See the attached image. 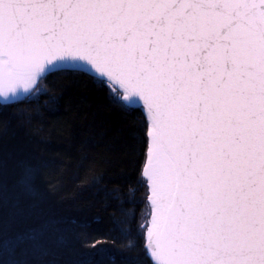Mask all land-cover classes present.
<instances>
[{
	"label": "snow or ice",
	"instance_id": "6c2138e0",
	"mask_svg": "<svg viewBox=\"0 0 264 264\" xmlns=\"http://www.w3.org/2000/svg\"><path fill=\"white\" fill-rule=\"evenodd\" d=\"M57 74L118 106L83 159L105 211L143 189L141 250L88 258L41 186ZM0 264H264V0H0Z\"/></svg>",
	"mask_w": 264,
	"mask_h": 264
},
{
	"label": "trees",
	"instance_id": "16d2710c",
	"mask_svg": "<svg viewBox=\"0 0 264 264\" xmlns=\"http://www.w3.org/2000/svg\"><path fill=\"white\" fill-rule=\"evenodd\" d=\"M45 83L48 95L39 98L43 116L37 115L34 123L45 141L40 144L46 163L41 186L50 202L61 210L66 222L83 225L77 228L76 245L88 258L99 262L102 254L117 253L129 239L141 250L145 243L138 229L143 210L141 191L134 197L125 196L135 201L123 205L127 216L117 201H109L112 206L105 211L106 192L119 186L126 193L123 178L114 166L97 163L95 172L100 179L96 181L89 174L92 160L83 159L102 154L101 134L112 125L118 106L84 75L57 74ZM51 96L59 97L56 111L44 106ZM69 126L70 133L66 130Z\"/></svg>",
	"mask_w": 264,
	"mask_h": 264
},
{
	"label": "rangeland",
	"instance_id": "374dc122",
	"mask_svg": "<svg viewBox=\"0 0 264 264\" xmlns=\"http://www.w3.org/2000/svg\"><path fill=\"white\" fill-rule=\"evenodd\" d=\"M141 191V200L143 198V189H140ZM145 214V208H144V205H143V210H142V213H141V216H140V220H139V225L143 222L142 221V216ZM143 236V235H142ZM144 240H145V237L143 236Z\"/></svg>",
	"mask_w": 264,
	"mask_h": 264
}]
</instances>
